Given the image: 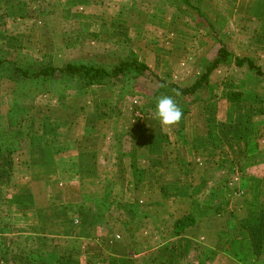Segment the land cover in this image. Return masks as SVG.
Returning a JSON list of instances; mask_svg holds the SVG:
<instances>
[{
    "label": "crops",
    "instance_id": "crops-1",
    "mask_svg": "<svg viewBox=\"0 0 264 264\" xmlns=\"http://www.w3.org/2000/svg\"><path fill=\"white\" fill-rule=\"evenodd\" d=\"M33 1L0 0V40L40 55L51 48L50 19ZM54 2L60 14L91 24L99 37L116 31L113 40L129 43L152 71L181 65L192 50L183 36L195 32L175 13L166 18L163 9L152 11L143 25L130 27L127 17L136 0ZM216 4L226 18L248 19L252 28L246 32L256 35L250 42L264 45V0ZM238 51L236 57L256 61L249 45ZM231 80L236 88L206 96L170 127L152 114L135 119V107L126 125L129 107L116 109L113 90L98 86L66 96L47 121L34 115L31 122L26 117L1 126L0 225L28 233L5 235L13 251L6 257L0 250V264H153L154 258V264H264V76L244 71ZM248 83L253 89L246 90ZM228 91L241 93L239 102H227ZM99 96L104 99L98 102ZM219 179L221 200L211 202ZM56 185L78 186L91 199L111 189V196L135 205L144 222L137 248L117 222L89 201L57 193ZM184 216L194 225L174 235V222ZM153 238L155 244L144 246ZM25 242L33 243L34 263L19 253Z\"/></svg>",
    "mask_w": 264,
    "mask_h": 264
},
{
    "label": "rangeland",
    "instance_id": "rangeland-1",
    "mask_svg": "<svg viewBox=\"0 0 264 264\" xmlns=\"http://www.w3.org/2000/svg\"><path fill=\"white\" fill-rule=\"evenodd\" d=\"M118 1L121 2L124 0ZM138 1L139 0H136V3H138ZM33 2L35 8L39 6L43 12L48 11L49 13L48 15L46 14V18L50 19V50H46L47 52H42V54L40 55L39 53L35 54V52L31 50H14L6 47V45L2 43L1 40L0 48H3V50L5 49L6 51L20 52L23 55L22 58L24 60L31 59L32 61H34V58H38L43 55H49L51 56V63L53 64V66L59 68L63 67L66 64H71L75 67L79 65L100 67L106 69L107 71H111L124 60H131L132 57L130 55V52L135 54L128 45L129 43L125 44L126 41H123V43L121 40H113L114 38H117L115 35H113V33H116V31L99 37L94 33V28L93 26H91V24L74 20L67 11H64L63 15L62 13L60 14L57 10L58 4H56L54 0H34ZM158 3L159 0H143V4L141 5L149 13L152 11L161 10L160 8H158ZM216 10H219V6L216 4V0H207V3L204 6V12L210 13L212 11L216 12ZM164 11H166L167 13L166 18L170 17L168 16V13H174V11H172L171 9H165ZM219 12L221 11L219 10ZM232 18L225 17V20L220 26L217 38H222L225 48L232 54L233 58H236V55L238 54L242 55V53L238 51L240 46L249 45L250 48L256 49V51L254 52V56L257 64H263L264 52L262 51V48L264 47V45H257L254 47L253 42H250V38L253 35L246 32L247 29L252 28L250 26L249 28H247L249 25L246 23L248 19H238V17L236 16ZM182 21L185 28H187L188 30L190 28L192 29L191 23H189L186 18L182 17ZM199 21L204 23L205 26L204 20L199 19ZM0 30L2 29L0 28ZM191 37H193L195 40H192ZM254 37H256V35L253 36L252 41H254ZM121 39L123 40V38ZM10 41L11 40L8 39L6 42ZM258 43H260V40H258ZM183 45H185V47L189 49H192L184 56L182 63L184 64L183 66H181L182 64L171 66L167 67L166 70L163 68L164 70L160 72H158L157 70L152 71L150 68H148L149 72H144L142 74H134L130 73L129 71V74L122 75L114 79L113 82L118 85V89L113 90L112 92V94H114L113 98L115 100L116 109L120 107H129V114H127L128 116H125L126 114H124L123 111V117H125V119H123L122 121L123 123H125L126 125L130 123V115L134 107L137 113L134 118L141 120V117H143V115L141 114L143 111L142 106H144L147 102H156L157 98L161 96H172V98H176L177 95L175 92V87H188L195 80H197L204 73L205 67H207L208 64L213 61V59H215V57L217 56L216 50L220 46H222V43L215 42L214 39L208 34V30L206 28H202L199 33H194V35L191 31L187 32V35L183 36ZM136 57L138 62H141L140 58L137 55ZM261 67L264 71V67ZM233 69L234 68L232 66L220 67L215 74V78L212 81V84H209L207 87L198 92L197 95L191 98L192 103H190L191 106H189L188 110L193 108L196 104H201L202 102L207 100L206 96L219 93L218 89L229 87H231L232 89L236 88L238 85L235 86V80H231L233 82L229 83V79H233L234 75H240V73L248 71L245 68L239 72L234 71ZM234 72L237 74H235ZM15 74L16 73L14 72L12 66H10L9 64H5L0 68V79H2L0 89L5 93L11 89V83L6 78H11ZM159 79H162L164 81V84H160ZM68 81L69 78L62 76L43 82L42 80H39L38 82H36V84H32L29 87V91L32 94H35L36 98L32 100V106L26 113V115L22 118L14 116L15 120L21 121L22 119L29 117V120L26 122H31L32 119H36V117L39 119L40 117V119L47 121V115L52 114V107H58V105L61 103V101L56 100V98L54 99V97L62 92V87L67 86L68 84L66 83ZM72 83L74 82L72 81ZM223 84H225V86H223ZM262 84L264 87V82ZM245 87L246 90L253 89V84L248 83ZM119 88H121L122 90H120ZM107 89L108 88H104V90ZM109 93L111 94V92ZM100 99L104 98H101V96L97 97L98 102ZM86 102L87 104H90V101ZM86 102L84 103L86 104ZM188 102H190V100ZM3 103L5 104L4 100ZM7 110V108H4L1 111L4 120L5 117L7 118L11 114ZM150 113L151 112L149 111V114ZM34 115H36V117ZM6 133L13 137L9 132ZM156 225L157 223L154 225L152 224V227ZM161 228L162 227H157V230ZM138 232L135 234V237L137 239H140L141 232L140 234ZM148 244H155L154 238L150 239L144 246H147ZM154 261H156L155 258L151 263L154 264ZM145 264L149 263L145 262Z\"/></svg>",
    "mask_w": 264,
    "mask_h": 264
},
{
    "label": "trees",
    "instance_id": "trees-1",
    "mask_svg": "<svg viewBox=\"0 0 264 264\" xmlns=\"http://www.w3.org/2000/svg\"><path fill=\"white\" fill-rule=\"evenodd\" d=\"M206 3L207 0H159L158 3V8L163 10L171 9L178 17L186 18L192 25V31H194L196 34L199 33L202 28H206L208 30V34L214 39L215 42L222 43V46L216 50L217 56L215 59H213V61H211L208 66L205 67L204 73L197 80H195L188 87H175L177 97H173V99L182 109V111H187L189 109V106H191L190 103H192L191 98H193L198 92L209 85V76L220 66L245 68L254 76H264L262 67L258 65L253 58H233L232 54L227 51L223 44L222 38H217L220 26L225 20V17L218 11H212L213 13L204 12V6ZM141 4H143V0H139L138 3H133L130 5V14L127 17V24L130 27H140L143 25L148 14L150 13H148V11H146ZM199 19L205 21V26L204 23L199 21ZM0 53V68L5 64H9L16 73L13 77L6 78L11 83V89L6 93L0 89V113L4 108H7V111L11 113L10 116L7 118L5 117V120L2 117L3 115H0V127L4 126L5 124L9 127L15 126L18 124V121L15 120L14 116L22 118L26 115L32 106V100L36 98L35 94H32L29 91V87L32 84H36V82L39 80H42L43 82L62 76L69 78V81L66 83L68 85L62 87V92L59 93V95L57 94L56 97L52 96L54 99L56 98V100L62 101L64 98H66V96L72 94L73 92L91 87L98 86L108 88L110 90H116L118 89V85L113 82L114 79L122 75L129 74V71L130 73L134 74L149 72L148 67L142 62H138L136 55L132 52H130L132 57L131 60L122 61L111 71H107L106 69L100 67L87 65H79L75 67L71 64H66L59 68L53 66L51 63V56L49 55H43L38 58H34V61H32L31 59L24 60L22 58L23 55L18 51L12 52L0 48ZM1 80L2 79H0V86ZM72 81L74 83H72ZM159 82L160 84H164L162 79H159ZM119 89L122 90L121 88ZM240 98L241 93L236 91H228L226 94V101L230 103L239 102ZM3 100L5 101V104L3 103ZM189 100L190 102H188ZM155 105L156 102H147L144 106H142L143 111L141 114L148 115L150 111V114L155 116ZM223 180L224 179H219L215 182L214 188L208 196L209 201L219 202L221 200L220 188L223 187ZM55 187H58L57 193H62L64 196L70 199L77 200L78 198L86 202L89 201L90 204L102 214V216L105 215V217L108 219L117 222L120 225V230L128 235V239L130 241H134H132L134 249L137 247L139 244V239L135 237V234L143 228L144 222L142 221L143 216L139 213L135 205L123 201L119 198V196H111V189L105 191L101 199H91L87 195L82 194L79 191L78 186H70L66 188L65 186L63 187L61 185H56ZM59 189L60 192L58 191ZM62 194H59V196ZM2 209L3 207L0 203V211ZM194 223L195 221L191 216H184L181 219L176 220L172 226L173 234L178 235L185 228L193 226ZM24 233L28 232L25 229H20L13 225H0V250H2L6 257L13 251V248L8 246V244L10 245L12 242L6 241L5 235H24ZM24 244L25 246L22 247V251H19V253L24 254V257L29 260V262L34 263L35 258L30 251L33 243L31 242L26 244L25 242ZM11 264L14 263L12 262ZM187 264L206 263H201L195 260L192 262L188 261Z\"/></svg>",
    "mask_w": 264,
    "mask_h": 264
},
{
    "label": "clouds",
    "instance_id": "clouds-1",
    "mask_svg": "<svg viewBox=\"0 0 264 264\" xmlns=\"http://www.w3.org/2000/svg\"><path fill=\"white\" fill-rule=\"evenodd\" d=\"M183 112L172 96H161L156 100L155 119L163 127L173 126L182 119Z\"/></svg>",
    "mask_w": 264,
    "mask_h": 264
}]
</instances>
